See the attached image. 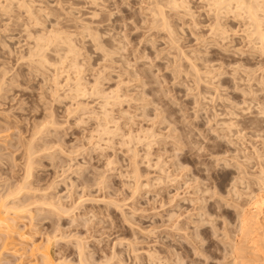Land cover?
I'll list each match as a JSON object with an SVG mask.
<instances>
[{
  "label": "rangeland",
  "instance_id": "obj_1",
  "mask_svg": "<svg viewBox=\"0 0 264 264\" xmlns=\"http://www.w3.org/2000/svg\"><path fill=\"white\" fill-rule=\"evenodd\" d=\"M155 1L0 0V195L27 185L11 215L31 240L56 235L60 264H230L245 194L264 186V53L246 16L221 11L217 36L212 1L185 0L165 9L175 42Z\"/></svg>",
  "mask_w": 264,
  "mask_h": 264
},
{
  "label": "bare ground",
  "instance_id": "obj_2",
  "mask_svg": "<svg viewBox=\"0 0 264 264\" xmlns=\"http://www.w3.org/2000/svg\"><path fill=\"white\" fill-rule=\"evenodd\" d=\"M181 1V2H180ZM212 1V5L213 7L215 8V16H214V19L215 20V25L214 28L211 27L212 29H215V31L217 32V36L219 34H222L224 35V32H226L225 30H223L220 26V21L222 19H219L220 16H222L224 12V10H230V8H232L234 11V13L237 15H240L242 16L243 14V18L244 16H246L250 26V28L252 27L251 30H249V36L253 35V38L256 40L255 42H251L252 44H256L257 46H254V49L256 50V48L258 49L257 51H261L264 53V28L262 27V18L264 17L263 14H264V6L263 4L261 3V0H211ZM156 2V1H155ZM185 2V0H179V2L177 0H160L159 2L157 1L156 2V5L153 6L152 10H151V15L154 17H152V19L154 20V22L152 21L151 24L154 23V26H158V28L161 27V29L166 30L168 34L169 33V36L171 37L172 41H177L176 38L174 37V32L172 31V28H170L169 26V23L167 21V17H166V11L165 9H169V10H174V11H180L179 9L182 7H185L184 5H182L183 3ZM186 4V3H185ZM27 5V4H26ZM187 6V5H186ZM26 7V6H25ZM31 7V6H30ZM29 7V8H30ZM212 7V6H211ZM234 7V8H233ZM166 9V10H167ZM184 9H187V8H184ZM235 9V10H234ZM31 10V9H30ZM29 11V9H28ZM34 11V10H33ZM184 11V10H183ZM186 11V10H185ZM184 11V12H185ZM189 11V9H188ZM230 11V12H232ZM30 12V11H29ZM175 13V12H174ZM219 13H221L219 15ZM226 13V12H225ZM232 13V14H234ZM32 14V13H30ZM187 14H190L189 12ZM192 14V13H191ZM33 15V14H32ZM150 15V16H151ZM263 17H262V16ZM168 16V15H167ZM235 16V15H234ZM222 18V17H220ZM245 18V19H246ZM151 19V20H152ZM150 20V21H151ZM220 20V21H219ZM264 24V22H263ZM87 24H85L86 26ZM153 26V25H152ZM223 27V26H222ZM83 28H86V27H83ZM88 28V27H87ZM160 29V30H161ZM226 29V28H225ZM88 31H90L89 29H87ZM159 30V29H158ZM214 30H212L213 32ZM214 31V32H215ZM165 32V31H164ZM91 33V32H90ZM96 33V32H95ZM219 33V34H218ZM92 34V33H91ZM90 34V35H91ZM97 34V33H96ZM226 35H227V32H226ZM93 37H95L93 40L96 39V41H98V36L96 37L93 33L92 35ZM168 36V35H167ZM168 36V37H169ZM220 36V35H219ZM222 36V35H221ZM40 37V36H39ZM44 37V36H43ZM57 37V36H56ZM60 37V36H59ZM62 38V37H61ZM60 38V39H61ZM252 38V37H251ZM41 39V38H40ZM46 39V38H45ZM51 39V38H50ZM55 39V37H54ZM57 39V38H56ZM170 39V40H171ZM214 39V38H213ZM223 39V38H222ZM220 39V40H222ZM58 40V39H57ZM253 40V39H252ZM38 41V39L36 40ZM40 41V40H39ZM55 41V40H53ZM171 41V42H172ZM178 42V41H177ZM40 43V42H39ZM38 43V44H39ZM174 43V42H173ZM68 46V44H67ZM70 46V45H69ZM73 46V45H72ZM251 47V46H250ZM36 48V47H35ZM43 48V46H42ZM42 48H39L42 50ZM100 48V47H98ZM74 48L70 47L68 49L69 52L73 51ZM35 50V49H34ZM37 50V49H36ZM33 52V50H31ZM75 51V49H74ZM259 51V52H260ZM37 52V51H36ZM35 52V54H36ZM68 52V53H69ZM31 53V52H30ZM74 53V52H73ZM39 54H40V51H39ZM42 54V53H41ZM72 54V53H71ZM78 54V53H77ZM30 55V54H29ZM32 55V53H31ZM30 55V56H31ZM38 55V53H37ZM43 55V54H42ZM40 56V55H39ZM44 58V57H43ZM45 60V59H42V61ZM75 60V58H74ZM39 61V60H38ZM37 61V62H38ZM44 62V61H43ZM77 63V62H76ZM191 65V64H190ZM42 66V65H41ZM75 66V65H74ZM192 67V66H191ZM190 68V67H189ZM195 67H192V69H194ZM179 69V68H178ZM191 69V70H192ZM195 70V69H194ZM180 71V70H179ZM209 71V70H208ZM193 72V71H192ZM195 72V71H194ZM200 72V71H199ZM197 73V71L195 72V74ZM202 73V72H201ZM208 73V72H207ZM197 75V74H196ZM195 75V76H196ZM203 75V74H202ZM195 76H192L195 78ZM198 76V75H197ZM199 77V76H198ZM204 77V75H203ZM79 77L75 78L76 81L74 83L71 82V84L74 85V88L70 87L71 90H73L72 92L73 93H76L77 95H82L84 94V89L82 88V85H81V82L79 81L78 79ZM197 78V77H196ZM195 80V79H194ZM197 80H201V79H197ZM193 81V80H192ZM203 81V80H202ZM194 82V81H193ZM207 82V81H206ZM211 82V81H210ZM196 83V82H195ZM201 83V81H200ZM99 84V83H98ZM198 84V83H197ZM210 84V83H209ZM100 85V84H99ZM72 86V85H71ZM95 86V85H93ZM92 86V87H93ZM95 88V89H93ZM92 89L94 90L93 92V95L97 96L99 94H96V92L98 91H95L96 88L99 89L97 86L96 87H93ZM91 89V91H92ZM100 90V89H99ZM90 91V94H92V92ZM88 92V91H87ZM98 92H101V91H98ZM97 92V93H98ZM81 93V94H80ZM89 93V92H88ZM74 94V96L76 95ZM87 94V93H86ZM85 94V95H86ZM103 94V93H102ZM84 95V96H85ZM115 95V94H114ZM73 96V97H74ZM99 96H103V95H99ZM76 98L80 97V96H75ZM82 97V96H81ZM108 98V97H106ZM105 99V98H104ZM103 100V99H102ZM104 101H107V100H104ZM79 102V101H78ZM109 103V102H108ZM81 104V102H80ZM79 104V106L82 108V106ZM102 104H105L107 105V103H103ZM79 106L77 105V107L79 108ZM85 107V105H84ZM101 108V107H100ZM103 108V107H102ZM105 108V107H104ZM77 110V109H76ZM108 111V110H107ZM105 112V111H103ZM104 114V113H103ZM107 115V114H106ZM105 115V116H106ZM105 121V120H104ZM106 122V121H105ZM229 125V124H228ZM228 128V127H227ZM226 128V130H227ZM104 129V128H102ZM223 129V128H222ZM106 129H104L105 131ZM109 130V129H108ZM108 130H106L108 132ZM225 130V129H223ZM222 130V131H223ZM225 130V131H226ZM221 131V130H219ZM150 132V131H148ZM105 133V132H104ZM110 133V132H108ZM223 133L225 134V132L223 131ZM150 134V133H149ZM222 134V132H221ZM219 134V135H221ZM227 134V133H226ZM225 134V135H226ZM218 135V136H219ZM5 136V135H4ZM132 136V135H131ZM130 136V137H131ZM221 136H224V135H221ZM5 138V137H4ZM134 138V137H133ZM129 140H131L129 137H128ZM135 139V138H134ZM133 140V139H132ZM128 142V141H127ZM130 142V141H129ZM26 143H29V142H26ZM132 143V142H131ZM179 143V142H178ZM177 143V144H178ZM27 145V144H26ZM32 145V144H31ZM100 145V144H99ZM27 147V146H26ZM180 147V146H179ZM31 148V146H30ZM29 148V149H30ZM28 149V148H27ZM29 151V150H28ZM27 152V151H26ZM31 152H29L30 154ZM34 153V152H33ZM28 154V155H29ZM28 157V156H27ZM31 157V156H30ZM135 157V156H134ZM246 157V156H245ZM29 159V158H28ZM31 159V158H30ZM33 161V160H32ZM30 162V161H29ZM27 161L26 165L27 167H25L27 170H30V165H28L29 163ZM31 164V162H30ZM238 164V163H237ZM32 167V166H31ZM242 167V166H241ZM240 168V166H239ZM244 168V167H243ZM182 169V168H181ZM238 169V168H237ZM245 171V169H244ZM27 172V171H26ZM28 173V172H27ZM30 173V172H29ZM138 173V172H137ZM239 173V172H238ZM260 174V173H259ZM169 175V174H168ZM261 175V174H260ZM259 176V175H258ZM257 178V180H259V182H261L260 185H263L264 184V178H262L261 176H259ZM30 177V176H29ZM28 178V177H27ZM236 179V178H235ZM27 180V179H26ZM237 180V179H236ZM240 180H242L240 178ZM238 179V181H240ZM24 181H25V178H24ZM26 182V181H25ZM263 182V183H262ZM27 183V182H26ZM238 183V182H237ZM241 183V181L239 182ZM198 184V183H197ZM233 184V183H232ZM23 185V184H22ZM236 185V184H235ZM238 185V184H237ZM27 186L25 183H24V186H20V187H17L15 190H17L16 192H13L11 191V189L9 190L10 192H5L3 194L0 195V264H60L59 263V260H56L53 258L51 252L50 251V248L48 247L49 243L55 241V237L56 235H46V237H43L44 239L43 240H40V241H37V240H31L32 238H30L31 234L28 235L27 232H25V230H23L22 228L24 227H18L17 225V222H16V219L14 217V215L12 216L11 214H20L22 211H24L26 209V207H28L27 205L29 204H24L23 201L22 202H14V201H11L10 197L13 195L15 196V194L19 193L20 191H22V189ZM205 188V186H203ZM260 187V186H259ZM263 188L259 189L260 191L249 196L250 194L246 193L247 192V189L244 190L246 192L245 194V197L248 198L247 201V207L246 208H239V209H242V212L240 214V210L238 211V216H237V233H238V236L236 235V238H234L231 242V246L234 248V257H232V261H230L229 263L230 264H264V186H262ZM27 188V187H26ZM247 188V187H246ZM25 189V188H24ZM13 190V189H12ZM27 190V189H26ZM203 192V191H202ZM24 193V192H23ZM193 193V192H192ZM237 193V191H236ZM242 193V192H241ZM241 193H237V194H240L242 195ZM16 194V195H17ZM207 194V193H206ZM19 195V194H18ZM247 195V196H246ZM196 196V195H195ZM244 196V194H243ZM17 197V196H16ZM197 197V196H196ZM11 198H15V197H11ZM43 198V197H42ZM204 198V197H203ZM28 200V199H27ZM55 201L52 200L51 198V201L48 203V201H46V204L53 208L54 210L60 212V211H64L65 213H67L66 211H68V209H66L57 199H55ZM37 201V200H36ZM40 201V200H39ZM53 201V202H52ZM27 202V201H26ZM115 202V201H114ZM45 204V202H42ZM203 203V202H202ZM31 204V203H30ZM29 204V205H30ZM33 204V203H32ZM76 204V203H75ZM74 204V205H75ZM34 205V204H33ZM40 205V204H39ZM43 205V204H42ZM72 205V204H71ZM38 206V205H36ZM235 206H237V204H235ZM243 206V205H242ZM245 206V205H244ZM200 207V206H199ZM238 207V206H237ZM241 207V205L239 206ZM200 209V208H199ZM27 210V209H26ZM50 210V209H49ZM21 211V212H20ZM30 211V210H29ZM20 212V213H19ZM31 212V211H30ZM63 212V213H64ZM62 213V214H63ZM58 214V213H57ZM204 214V213H203ZM182 215V214H181ZM19 216V215H18ZM174 217L173 216V220H174ZM207 217V216H206ZM212 217V216H211ZM221 217V216H220ZM178 218V217H177ZM203 218V217H201ZM180 219V218H179ZM178 219V220H179ZM172 220V221H173ZM176 220V218H175ZM174 220V221H175ZM204 220H208V219H204ZM225 221V220H224ZM178 222V221H177ZM204 222V221H203ZM210 222V220H209ZM180 223V222H179ZM191 223V222H190ZM212 223V222H211ZM169 224V223H168ZM173 225H174V222H173ZM199 225V224H198ZM177 226V225H176ZM203 226V225H202ZM57 227V226H56ZM226 227H227V224H226ZM229 227V226H228ZM184 228L183 224H179V227H178V230L181 232L182 229ZM186 228V227H185ZM210 228V227H209ZM226 229V228H225ZM23 230V231H22ZM57 230V229H56ZM188 230V229H187ZM228 230V229H227ZM233 230V229H232ZM235 230V229H234ZM209 231V230H208ZM179 232V233H180ZM185 232V231H184ZM194 232V231H193ZM225 233V232H224ZM181 234V233H180ZM228 234V233H226ZM235 234V233H234ZM222 235V234H221ZM225 235V234H224ZM30 236V237H29ZM228 236V235H227ZM180 237H182V235H180ZM187 237V235H186ZM232 237V236H231ZM235 237V236H234ZM190 238V236H189ZM201 238V237H200ZM42 239V238H41ZM232 238H230L231 240ZM229 240V241H230ZM79 241V240H78ZM191 241V239H190ZM193 241V240H192ZM223 241V240H222ZM203 242V241H202ZM28 243V244H27ZM80 243V242H78ZM82 243V241H81ZM192 243V242H191ZM27 244V245H26ZM228 244V243H227ZM25 245V246H24ZM47 245V246H46ZM182 245V244H181ZM230 247V246H229ZM77 248H78V255L80 254V259H81V256L84 254L83 253V248L82 246H78L77 245ZM200 248V247H199ZM182 249V248H181ZM217 249V248H216ZM194 250V249H193ZM197 250V249H196ZM195 250V251H196ZM224 250V249H223ZM230 250V249H229ZM233 250L231 252H233ZM201 252V251H200ZM5 253L9 254L5 256ZM83 253V254H82ZM148 253V252H147ZM225 253V252H224ZM82 254V255H81ZM233 254V253H232ZM164 255V254H163ZM225 255V254H224ZM223 255V256H224ZM230 254H228V257H229ZM150 258H151V255H149ZM165 256V255H164ZM148 257V256H147ZM156 257V256H155ZM225 257V256H224ZM84 257L82 256V260L80 262H85L83 259ZM154 258V257H153ZM158 258V257H157ZM179 259V263L182 264V258L179 256L178 257ZM79 259V260H80ZM156 259V258H155ZM170 259V258H169ZM152 260V259H151ZM162 260V258L160 259ZM175 260V259H174ZM217 260V259H216ZM62 261V260H61ZM60 261V262H61ZM177 263V264H179ZM85 264V263H84ZM149 264V263H147ZM228 264V263H227Z\"/></svg>",
  "mask_w": 264,
  "mask_h": 264
}]
</instances>
